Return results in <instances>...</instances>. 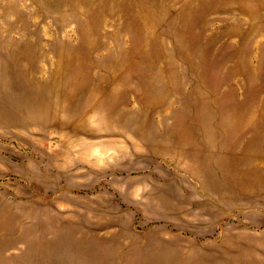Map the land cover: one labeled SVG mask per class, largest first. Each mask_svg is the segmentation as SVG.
Masks as SVG:
<instances>
[{
  "label": "rangeland",
  "instance_id": "obj_1",
  "mask_svg": "<svg viewBox=\"0 0 264 264\" xmlns=\"http://www.w3.org/2000/svg\"><path fill=\"white\" fill-rule=\"evenodd\" d=\"M0 264H264V0H0Z\"/></svg>",
  "mask_w": 264,
  "mask_h": 264
},
{
  "label": "bare ground",
  "instance_id": "obj_2",
  "mask_svg": "<svg viewBox=\"0 0 264 264\" xmlns=\"http://www.w3.org/2000/svg\"><path fill=\"white\" fill-rule=\"evenodd\" d=\"M132 63H133V62H132ZM76 65H77V64H75L74 66L76 67ZM78 67H80V66H78ZM130 67H131V66H130ZM129 76H130V75H129ZM129 79H130V78H129ZM106 84H107V83H106ZM15 85H16V84H15ZM75 85H76L77 87H80V85L83 86L81 83H76ZM107 91H108V90H107ZM71 95H73V94H71ZM96 102H97V101H96ZM96 102H95V103H96ZM103 102H104V100H103ZM102 104H103V103H102ZM100 108H101V107H100ZM134 108H135V107H134ZM125 111H126V110H125ZM149 113H150V112H149ZM165 114H166V113H165ZM19 121H20V123L22 122L21 119H20ZM15 122H17V120H15ZM53 122H54V121H53ZM17 123H18V122H17ZM50 125H51V124H50ZM187 125H188V124H187ZM184 126H185V125H184ZM63 128H64V127H63ZM183 128H184V127H183ZM59 129H60V128H59ZM200 129H201V127H200ZM63 130H64V129H63ZM69 130H70V129H69ZM87 131H88V130H87ZM183 131H184V130H183ZM186 131H187V130H186ZM88 132H89V131H88ZM93 132H94V131H93ZM179 132H180V131H179ZM184 132H185V131H184ZM184 132H183V133H184ZM94 134H96V133H94ZM179 135H180V134H179ZM182 135H184V134H181L180 136L182 137ZM105 136H106V135H105ZM107 136H108V135H107ZM116 136H117V135H116ZM186 136H187V133H186ZM94 137H95V136H94ZM178 137H179V136H178ZM187 137H188V136H187ZM183 139H184V138H183ZM177 140H178V139H177ZM186 140H187V139H186ZM217 148H218V147H217ZM216 152H217V151H216ZM23 229H24V228H23Z\"/></svg>",
  "mask_w": 264,
  "mask_h": 264
}]
</instances>
